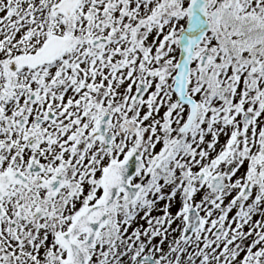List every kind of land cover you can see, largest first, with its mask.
<instances>
[{
    "label": "snow or ice",
    "instance_id": "6c2138e0",
    "mask_svg": "<svg viewBox=\"0 0 264 264\" xmlns=\"http://www.w3.org/2000/svg\"><path fill=\"white\" fill-rule=\"evenodd\" d=\"M0 264H264V0H0Z\"/></svg>",
    "mask_w": 264,
    "mask_h": 264
}]
</instances>
